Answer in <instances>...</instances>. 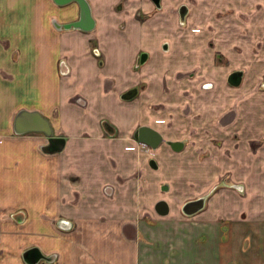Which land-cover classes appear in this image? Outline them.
<instances>
[{
	"label": "crops",
	"instance_id": "1",
	"mask_svg": "<svg viewBox=\"0 0 264 264\" xmlns=\"http://www.w3.org/2000/svg\"><path fill=\"white\" fill-rule=\"evenodd\" d=\"M182 1L161 0L156 9L150 0H88L95 28L82 31L57 30L51 20L54 10L64 21L76 19V2L58 6L49 0H0V264H28L23 259L28 249L41 255L35 264H149L148 251L139 247L142 217L134 201L145 203L161 172L150 170L148 159L156 157L162 170L169 164L158 158L160 150L148 151L134 140V130L149 125L168 140L187 137L190 143L206 137L204 146H187L171 155L182 159L180 169L188 167L196 175V158L206 159L205 169L213 167L216 156L228 164L261 133L264 94L254 90L253 116L243 124L244 75L238 87L228 86V72L215 63L218 49H208L204 32L199 40L196 36V13L206 12L213 21L215 8L248 11L261 0H199L189 4L184 24H179L176 8ZM263 11L261 6L257 13ZM166 39L169 52L160 49ZM141 51L148 57L137 64ZM197 66L200 70L193 72ZM198 77H204L202 84L212 83L200 93L205 103L219 104L213 107L219 115L235 110L229 126L207 123L213 113L196 110L201 108L195 102ZM132 88H138L136 94L123 99ZM229 92L239 97L236 104L230 103ZM185 105L190 107L182 113ZM21 109L46 117L53 135L65 139L63 149L44 152V134L14 133V117ZM240 127V137L233 135ZM214 139L221 140L219 152L208 156ZM263 149L247 177L240 176L245 167L238 160L237 182L244 194L229 188L215 193L216 218L228 222L217 258H209L211 248L206 246L201 256H192L190 247L183 246L165 249L172 257H161L162 263L158 257L156 264H264ZM213 174V169L206 171L205 190L214 184Z\"/></svg>",
	"mask_w": 264,
	"mask_h": 264
},
{
	"label": "rangeland",
	"instance_id": "2",
	"mask_svg": "<svg viewBox=\"0 0 264 264\" xmlns=\"http://www.w3.org/2000/svg\"><path fill=\"white\" fill-rule=\"evenodd\" d=\"M234 1L236 3L238 0ZM259 3H261L264 10V0H261ZM259 3H256L255 6L248 9V11H244L241 8H234L232 6L224 12H220L217 8H215L213 10L215 12L213 14V21L208 20L209 14H206V12L201 14L196 13L198 16L196 18V22L200 23V30L197 32L196 36L197 38H201V32H204L206 36H203V38L208 40L210 39V42L213 43V49H218L214 52L215 63L221 65L224 72L230 73L236 70L244 72L245 89L243 90V94L245 108L244 112L239 115V118L241 117L243 119V124L250 123L251 121L249 119L253 116L252 112L254 107L252 106L253 100L251 98L253 97L254 90L256 88H262L260 95L264 94V11L261 14L257 13V11L261 8ZM186 4L189 6L187 2ZM54 11H52L51 20L56 21L58 24L69 23L78 19V17H76V19L73 18L68 21H64L60 15H56L58 12L56 11L55 14ZM69 16L70 13L66 17ZM60 18L62 19V22L60 21ZM178 22L183 23L184 19H179ZM165 41L166 40L160 42L161 50L162 44ZM151 48L153 49V46H150L149 48V51L152 53L153 51ZM200 58L204 61L203 57ZM197 69L198 71L200 70L199 67ZM216 77L219 78L218 75ZM203 78L204 77H198V86ZM258 81L263 82L260 83V87L256 86ZM234 93L235 92H229V98L231 100L230 103L236 104L239 101V97L237 98L235 95L233 96L232 94ZM195 102L201 104V108L196 109L197 111L200 110L201 112H206L210 110L213 113L209 116L211 119L208 118L209 120H207V123L212 121L217 122L218 119H222L219 120V123L221 124L227 121L229 122L236 117L234 109L219 115L218 111L213 108L219 104H211L209 101L205 103L202 99H197ZM195 102H191L189 105H195ZM220 105L221 107L224 106L223 102H221ZM189 107L190 106H187L188 109ZM194 108L198 107L194 106ZM183 116L187 118L186 115ZM193 117H196L195 114ZM261 133H264V128ZM245 136H249V132H247ZM206 139V137L201 139L197 138L191 143L189 141L188 144L191 149L201 145L204 146L207 144L204 141ZM218 143L220 144L221 140H219ZM245 145L246 148L244 150V154L243 152H239L238 158H234L233 161H230L228 164L225 163L227 162V159H220V162L218 163L216 158H211L212 161H217V164H213L215 165V167H213V183H216L218 178L225 175V171H228L231 175L228 179H230L233 183H236L238 174L236 166L238 167V160H243L245 167V174H241L240 176H243V178L248 176L254 167L257 157L254 159L252 154L255 151H252L247 143H245ZM220 146L221 144L218 147L220 148ZM207 147L209 152L208 156H210V153L214 151L219 152L216 147L210 145ZM185 155L187 158L190 156L188 153ZM164 160L168 162V167H170V169L166 166L167 164L164 165L163 170L162 167L160 168L161 174L154 178V187L150 188L149 196H146L145 203H143L142 206H138L137 202L134 201V208L138 209V212H140L142 217V221L139 223V247L148 251L150 258L149 264H156L158 257L159 260L161 257H163L164 260H166V257L167 259L172 257L164 254V251H171L178 248L182 249L183 246H186V248L190 247L192 256L195 252L196 256H201V251L204 246H206L211 248L209 258H217L219 246H222L223 243L220 235L222 234V231L226 230L228 225V222L224 220V218H218V213H220L218 210L219 197L216 194L213 195L211 197L212 199L209 200L210 206H206L195 216L187 217L182 213V204L185 200L205 196L206 190L204 188V176L207 170L210 172L212 169H205L204 163L206 162V159L203 157L196 158L198 163L197 165L199 166V168L195 170L197 175L194 173L190 174L188 167H181L180 169L178 165L179 162L182 164V159L180 158L166 156ZM172 161H176L177 166H175V172L171 166L173 164ZM218 164L219 166L222 164L223 169H215ZM261 164L264 165V162H261ZM231 166L234 167L231 168ZM189 181L192 182L193 187H190ZM162 186H166L167 188L165 190H161ZM218 192L220 191H217L216 193ZM158 199H165L170 204V213L166 216L161 217L154 211L153 205ZM207 215L209 217L214 216L215 219L207 220L205 217ZM216 216L218 217L216 218ZM159 263H162V260H160Z\"/></svg>",
	"mask_w": 264,
	"mask_h": 264
},
{
	"label": "water",
	"instance_id": "3",
	"mask_svg": "<svg viewBox=\"0 0 264 264\" xmlns=\"http://www.w3.org/2000/svg\"><path fill=\"white\" fill-rule=\"evenodd\" d=\"M57 5H65L70 2H76L79 7L78 19L69 23L58 24L52 21L53 26L57 30L76 29L82 31H91L95 28V19L92 16L91 6L88 0H52ZM158 4V0H153ZM140 61L143 62L145 55H141ZM13 130L16 134H24L27 132L42 133L47 138V143L42 147L44 152L52 153L61 151L65 144V139L61 136H54L52 126L49 120L39 111L19 110L13 121ZM140 142L155 147L162 140L161 136L152 128L141 126L134 134ZM170 146L176 150L177 143L169 142ZM204 205V198L200 197L196 200L189 201L182 206V212L186 215H192L201 210ZM154 211L161 217L169 213V205L165 200H159L154 204ZM41 255L37 249H28L23 253V259L28 264H35L39 261Z\"/></svg>",
	"mask_w": 264,
	"mask_h": 264
},
{
	"label": "flooded vegetation",
	"instance_id": "4",
	"mask_svg": "<svg viewBox=\"0 0 264 264\" xmlns=\"http://www.w3.org/2000/svg\"><path fill=\"white\" fill-rule=\"evenodd\" d=\"M151 2H152V4L154 5V7L156 8V9H160L162 6H161V0H158V4H155L154 3V1L153 0H150ZM216 1V0H215ZM214 1V2H215ZM186 2L188 3V4H193V3H195V4H198L199 3V0H183L178 6H177V8H176V11H177V13H178V17H179V19L181 20V19H184L185 20V13L188 11V10H190V8H189V6H187V4H186ZM208 3L210 4V2L208 1ZM121 2L117 5V8L119 7V8H121ZM225 11H227V10H225ZM224 12V11H223ZM125 16V15H124ZM126 17V16H125ZM178 19V20H179ZM179 23V22H178ZM182 22H180L179 24H181ZM123 24V23H122ZM182 24H184V22L182 23ZM119 25H121V24H119ZM197 35V34H196ZM199 37V36H198ZM170 38V37H169ZM200 38H198L197 40H199ZM208 44H209V47H208V49L209 50H211V48H212V46H213V43L212 42H210V40L208 41ZM162 51H164V52H169L170 51V42H169V40H167L166 39V41L162 44ZM96 54H99V52H97ZM145 55V59H144V61L143 62H141L140 61V57H141V55ZM147 57H148V52L146 51H141L140 52V54H139V56H138V61H137V64H143V63H145V61L147 60ZM198 57H201L200 55H198ZM198 61H200L199 62V64H202L201 63V58H200V60H198ZM197 68H198V66H197ZM197 68L196 69H194L193 70V72H197ZM194 74V73H193ZM243 75H244V72H242L241 70H236V71H232V72H228L227 74H226V76H225V81H226V83H227V85L228 86H230V87H238L240 84H241V82L243 81ZM260 83H263V82H260V81H258L257 83H256V86H261L260 85ZM212 85V83H204V84H202V83H200V85L197 87V94H198V96H197V99H199V98H202V97H199L200 96V93L201 92H203V91H206V90H208L209 89V87ZM142 86H140V88H141ZM137 90H138V88H132V89H130V90H128V91H126V92H124L123 94H122V98L123 99H128V98H130V97H132V96H134V94H136V92H137ZM256 90L257 91H262V88H256ZM203 100H204V98H202ZM187 106H189V105H185L184 106V108H183V112L182 113H185V110L186 109H188L187 108ZM209 119H211V118H209ZM208 119V120H209ZM181 120H184L183 118L181 119ZM213 120V119H212ZM219 120H222V119H218V123H219ZM233 120V119H232ZM232 120L231 121H227V122H224V123H219L220 124V126H222V127H224V126H229L230 125V123H232ZM184 121H186V122H188V120H184ZM223 122V121H222ZM106 124V126L110 129V130H114V127H112L111 125H109L108 123H105ZM141 126H147V127H150V128H152L153 130H155L160 136H161V138H162V140L159 142V144L157 145V146H155V147H151L150 145H148V144H144V143H142V142H140L137 138H135V136H134V134H135V132L138 130V128L139 127H141ZM106 127V128H107ZM240 130H241V127L239 128V129H236V131L237 132H235V133H233V135L235 134L236 136H239L240 137ZM115 132V131H114ZM177 136H179V134H176ZM132 137H133V139L134 140H136V141H138L142 146H144V147H146L147 148V150L148 151H157V150H160V152H161V154H160V156L158 157V158H160V157H162V159H164L166 156H169V157H171V155L173 154V153H178V152H182V151H184L186 148H187V146L188 147H190V145L188 144V138L187 137H183V138H181V139H177V140H168V139H166L165 137H164V135L161 133V132H159L158 130H156V129H154L153 127H151V126H149V125H140V126H138L135 130H134V132H133V135H132ZM264 133H260V134H258V137L255 139V141H253V143H250L249 144V148L252 150V151H255V152H253V154H255L254 156H256L257 158H259V156H260V154H259V152L261 151L260 150V148L264 145ZM218 139H214V140H212V145L214 146V147H218L220 144L218 143ZM169 142H174V143H177V146H176V150L175 149H173L171 146H170V144H169ZM264 150V149H263ZM187 152H188V150L185 152V154H187ZM216 159H217V161H218V163L220 162V157L219 156H216ZM217 161H213L212 162V166L213 167H215V165H213V164H217ZM233 161V160H232ZM235 162V161H234ZM234 162H232V163H234ZM239 162V161H238ZM148 167L150 168V170H152V171H155V172H160L159 170H160V166H159V162H158V159H156V157L154 158V157H150L149 159H148ZM213 167H211L212 169H213ZM217 168H219V164L218 165H216V168L215 169H217ZM236 169H237V171H238V167L236 166ZM236 171V170H235ZM159 174H161V173H159ZM156 175H158V174H156ZM231 175L229 174V172L227 171H225V175H223L221 178H219V180L216 182V183H214L213 185H212V187L211 188H209L208 190H206V192H205V196H200V197H203L204 198V205H203V207L205 206V203H209V200L210 199H212L211 197L213 196V195H215V193L217 192V191H219L220 189H222V188H229V189H234V190H236L237 192H239L240 194H244V186H243V184L242 183H240V182H232L230 179H228L229 177H230ZM160 188V187H159ZM167 187L166 186H162L161 187V190H165ZM200 197H195V198H190V199H187V200H185V202H183V204H182V206L183 205H185L187 202H189V201H193V200H196V199H198V198H200ZM159 200H165V199H158V200H156L155 202H154V204L157 202V201H159ZM166 201V200H165ZM167 202V201H166ZM168 203V202H167ZM168 205H169V213H170V204L168 203ZM202 207V208H203ZM153 208H154V205H153ZM200 211V210H199ZM168 213V214H169ZM183 213V212H182ZM196 213H198V211L196 212ZM196 213H194V214H196ZM157 214V213H156ZM158 215V214H157ZM186 215V214H185Z\"/></svg>",
	"mask_w": 264,
	"mask_h": 264
}]
</instances>
